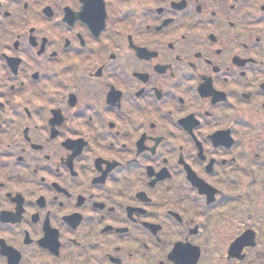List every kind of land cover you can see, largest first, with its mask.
<instances>
[{
  "label": "flooded vegetation",
  "instance_id": "af4514ba",
  "mask_svg": "<svg viewBox=\"0 0 264 264\" xmlns=\"http://www.w3.org/2000/svg\"><path fill=\"white\" fill-rule=\"evenodd\" d=\"M0 2V264H264V0Z\"/></svg>",
  "mask_w": 264,
  "mask_h": 264
},
{
  "label": "rangeland",
  "instance_id": "374dc122",
  "mask_svg": "<svg viewBox=\"0 0 264 264\" xmlns=\"http://www.w3.org/2000/svg\"><path fill=\"white\" fill-rule=\"evenodd\" d=\"M6 2H10L11 3V0H5ZM20 1H23V0H20ZM47 0H38V4H34V8L37 9L38 7L40 8V5L41 4H44V2H46ZM8 3V5L5 6V9L7 10H12L15 8L14 5ZM36 23L38 24L39 27H43V28H47V27H50L51 29H53L52 33H62V32H59L60 30L58 29V31L51 27L50 26V23L49 22H45L44 20H41L39 17H36Z\"/></svg>",
  "mask_w": 264,
  "mask_h": 264
}]
</instances>
